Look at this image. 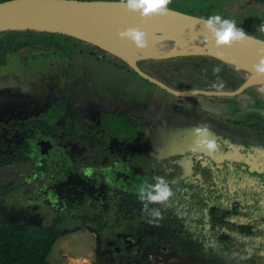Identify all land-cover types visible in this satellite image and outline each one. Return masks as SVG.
<instances>
[{
  "label": "flooded vegetation",
  "instance_id": "obj_1",
  "mask_svg": "<svg viewBox=\"0 0 264 264\" xmlns=\"http://www.w3.org/2000/svg\"><path fill=\"white\" fill-rule=\"evenodd\" d=\"M1 1H5V0H1ZM54 35H61V34H54ZM62 36L66 37L69 40L66 43L67 47H64L62 44L56 45L55 43H48V44L43 43L42 47L40 48V51L36 49L30 50L31 48H29L30 47L29 45L22 50L25 53H29V54L32 53L34 55L43 56V64L41 70L39 71L40 73L38 72V74L34 76L31 74L28 75L29 82H27L28 84L26 83L27 85H31L32 87H34V89H37L34 90L33 94H38V100L36 99L29 100L26 105L27 109H25L23 106L24 108L22 109L24 110L23 115L16 114V117L2 118L5 121L7 120V122L4 123H6L9 126H13L14 129H16L15 122H17V120L25 119L26 121H28V129L31 135L30 137H27L25 140V145L28 146L27 151H29L27 152V154L31 158L27 160V162L22 163L20 165L21 167L20 172L23 174L22 175L23 181L19 193V206H23L24 209L28 211L29 209L28 207H31V204L35 203L34 200H32V198L34 196H38L37 194L45 193L44 204L46 208L47 217H49V219L51 220L53 219V221L55 222H58V225L60 224L59 227L61 226L64 227L66 223L75 222L73 218L74 216L70 215L71 213L76 214V211L73 208L78 209V207L82 208L83 206L86 205H90V207L95 206L96 208H98L100 207V205L103 204H108L109 206L113 207L112 205H117L118 203L123 201L124 196L118 195L117 196L118 198H113L115 195H113L112 191L119 190L121 191L122 194H125L126 193L125 191L130 190L132 192H136L137 190L134 188L128 189L126 184L127 181L122 179V182H120V184H117L115 187L114 186L108 187L104 191L95 190L94 192L92 191L89 192L86 191L85 188L82 189V187L76 186L78 189H80L78 192L80 193V196H77L74 193L73 194L71 193L72 195L71 196L70 193H64L62 188L59 189V185H56L57 182L60 183L61 180L70 177L75 172L80 174L81 177H86V175L89 174L87 170L91 169L90 173L96 174L94 176L98 177L99 179L106 180L107 177H110L112 174L113 175L126 174L127 176H129L128 181L133 182L136 179H141L143 184L146 180L143 178L142 175H140V173L143 174L144 169H141V167H137L135 173H137L138 175L134 174L133 171L136 165H140L143 167L145 166L143 164V157L146 154L153 155L152 153H148L146 148L151 143L149 138H147L146 134L143 133L138 134L137 131V129L140 128L141 125H143V122L135 121L134 119L131 118L129 119L127 117V114L124 112L125 110H129V106L127 108L122 109L120 108L119 104L115 103L110 105L105 100H98V97L94 95H92L94 97L92 99L86 97H83L80 100L76 99V106H75V97L73 96V93L69 90V82H68L69 74L66 76V78L64 74L65 71L64 59H67L68 55L70 54V50L73 48V46L79 48V44L81 43H76L74 40L77 39H73L69 36H65V35ZM78 41L82 42L80 40ZM51 44L53 45L49 46ZM91 46L97 48L98 50L106 52L96 46L93 45ZM49 47L61 53L59 59L56 57V55H58L57 54L58 52L46 53V50ZM49 58H56V60ZM46 59L48 60L46 61ZM118 60L121 62L123 66L120 69L125 71V69L128 68L130 71H132L134 74H136L145 82H148L149 84L160 88L159 86L139 76L123 61H121L120 59ZM140 61H152V60L146 59ZM140 61L137 62L139 68H141L139 64ZM153 61H154L153 71L158 70L161 72V74H154L153 71L151 73H148L142 68L141 69L144 72L156 78L157 80L161 81L165 85L175 90H180V91L187 89L209 90L208 87L214 86L215 83L219 82L223 86H227L229 88L226 89V91H230L235 89L242 82V78L235 70L231 69L222 62L207 56H185V57L170 58L166 60H153ZM155 61H160V62L163 61V62L162 64H158L155 63ZM67 65L70 66V63H67ZM160 66L162 67V69L160 68ZM217 67L220 68V71L214 72V68ZM236 78L240 79L241 81L239 82V80ZM164 91L175 97L177 96V97L186 98L191 96L189 102L194 105L197 104L202 112H209V113H213V114L215 113L221 115L223 114L224 116L228 114L225 113L226 110L224 104L225 101L220 100L214 102V103H219V102L221 103V107L216 106V108L210 106L213 100L205 101L206 98H210V99L217 98L216 100H219L218 96H225V95L210 96L204 94H191L188 96H181V95H175L166 90ZM76 92L78 93V97H79V89L77 88V86H76ZM107 93H114V91L109 90L107 91ZM193 95L196 96L192 97ZM116 96L117 95H115V97ZM237 96L240 95L237 94L226 97L229 98L231 97V99L233 100L232 103H234L236 102L235 98H237ZM63 99L67 100V107L65 112L58 118L57 122H62L69 116L77 117L76 126L79 129H76V144H74L72 141L68 143L63 139H62L63 143L61 141H56V139H53V137L49 136L50 131L45 126L46 124H51L49 119L45 117V114L50 109H55ZM254 99L255 98H253V100ZM239 104L240 101L237 100V103L232 105V107L229 109L231 110V112L228 114L229 116L231 115H233L231 117L239 116L238 114L234 115L236 111L239 110ZM117 109L123 110V112L117 111ZM259 123L260 124L257 123L255 124L256 126L255 129L253 130V135H256L255 133L257 134L261 133L264 135V121ZM44 133H46V135ZM182 145L184 146V148L181 146H177L179 148L178 151L182 149L181 152H183L186 149L191 148L186 144H182ZM2 147H3L2 150H0L1 151L0 168L1 169L10 168L12 164L9 165L3 164L2 166L1 162L6 161L10 157V155L14 154L17 148L11 145L8 141ZM47 148L49 150L52 148L51 151L54 152L51 156V159L48 160L46 157H42L39 160H37L35 158L36 152L39 149H44L46 151H49ZM171 152L172 151L170 150L167 151V154H165V156L171 154ZM75 154H76V162L73 160L74 159L73 156ZM3 156L5 160L3 159L2 161ZM158 156H162V155L158 154ZM182 157L183 158L180 157L179 159L169 158L167 159V161L168 160L171 162L178 161L179 163H182L185 168V171L188 172L193 166V161L191 158L192 156L188 152H184V155ZM113 159L116 160V166L118 164H120V166L118 167L112 166L111 162ZM28 165H31V167L26 168L25 166ZM91 165H95L96 167H93ZM131 165H134L133 171L132 168H127V166L131 167ZM200 165L204 166L202 169L203 171L212 170L215 173V181L219 182L218 180L220 178L221 172L220 171L218 172L208 159L202 158V160H200L199 166ZM233 165H234L233 170H236L235 165L238 164H232V166ZM43 166H47V169L42 170ZM41 177L47 181V184L56 185L52 189V192L44 182L39 181ZM72 186L74 185H69V188H72ZM186 187H187L186 185L181 186L180 189L183 191L184 189H186ZM219 190L220 189H217L216 186L203 187L202 194L199 196L200 201H202L201 212H197L193 210L194 213L187 214L182 210L176 209L174 211L175 216L172 217V219H167L166 221L162 219L159 221L157 225L149 224L150 226H148V228L142 227V229L136 226V225L139 226V224H141V221H139L138 218H134L132 220H128V219L122 220L121 224H123L126 227V228L124 227L123 230L120 229L119 225L112 226V224L110 225L109 222H108L109 226L103 228L102 232L104 234H99L93 228L90 229L93 230L95 237H107V235L113 233L114 234L113 237H120V238L122 237L121 240L123 242L127 240V242H129L132 246L135 245L133 243V240H137L139 242L138 245L141 244L140 241L141 239L138 237H160V236L161 237H185V236L193 237L194 235L197 236L203 235L205 239L207 238L211 239L212 237L211 232L213 233V229L210 221V209L213 207L215 208L217 207L221 210L230 211L232 208V207L230 208L231 204L228 203L229 201L225 200L226 197H222L219 199L217 198L216 192H218ZM87 194L90 197L89 196L87 197ZM185 196H187V194H185ZM71 201L74 202V204L72 205L70 211L69 204ZM179 201L180 198H177V200L174 201V204L178 206ZM226 203H228V206H225ZM51 210L53 211V216ZM234 210L235 212L230 214L229 216L230 218L248 216L249 223L254 222L255 219H257L258 215L261 219H264L263 217L264 210L260 213L250 212L247 206L243 211H239L237 208ZM176 216L180 219V222L183 225L187 224L188 221L190 225L201 226L200 231L198 232H195L194 230L191 231L190 230L191 227H187L188 224L185 227L180 225V222L177 223V220L174 219L176 218ZM181 216H185V219H183L182 217L181 220L180 218ZM12 219H13L12 217L5 216V220H12ZM180 226H182L183 230L181 233H177L178 229H180L179 228ZM258 227L261 230H264V220H262L261 223H259ZM166 228L169 229L171 232H168ZM79 229L81 230L82 228H77V229L70 228L69 230L62 231V233L78 231ZM160 229L163 230L165 234L163 235L152 234L153 230H155L157 233V231ZM105 230L108 231L105 233ZM164 235H168V236H164ZM247 237H252L250 241L253 242L254 240L253 238L264 237V234L257 236H247ZM175 240L176 239H173L171 243L165 242L164 240L159 241V243H157L156 245V248L152 251H148L142 247L140 253L144 251V257H146V255H152L155 258V261H158L160 260V258L158 257V250L160 247H164L165 249H169L170 253L175 257H177V260H170L168 264H172L173 262L171 261H177L180 262L181 264H189L190 259L188 255L179 251L178 246H176L173 243V241ZM124 245L126 247L127 244ZM204 250L206 251V249ZM260 252L261 254L264 255V250H261ZM221 257L222 255L219 254V258ZM134 258L137 260L139 258V255H137V257ZM262 258L264 262V256H262ZM218 264H232V262L229 260L223 263L221 260H218Z\"/></svg>",
  "mask_w": 264,
  "mask_h": 264
},
{
  "label": "rangeland",
  "instance_id": "obj_2",
  "mask_svg": "<svg viewBox=\"0 0 264 264\" xmlns=\"http://www.w3.org/2000/svg\"><path fill=\"white\" fill-rule=\"evenodd\" d=\"M169 9L202 19L218 14L224 19L234 20L237 27L243 29L248 35L264 40V31H261V28L264 27V0H172ZM74 41L81 44H79V48L73 46L67 59H64V74L65 78L69 74V90L75 97V106L76 99L80 100L83 97L92 99L94 98L92 95L97 96L98 100L107 101L110 105L119 104L122 109L129 106V110L124 112L129 119L143 122V125L137 129L138 134H146L151 142L146 147L147 152L155 156L167 153L169 150L176 152L179 150L177 146L184 148L182 144L193 146L194 137L191 129L196 126L206 125L212 134L210 138L215 139L219 145L218 151L212 155H209L206 151H201L202 153H207L209 159L227 161L230 164H238L236 168L248 167L257 173H264V143L257 142L253 135L255 124L263 122L261 121L263 116L253 109L247 111L245 108L257 107L254 104L261 97L254 89L248 88L245 90L242 95L235 98L236 102L234 103H232L231 97L226 96H218L219 100H216L217 98H206L205 101L213 100L210 106L214 108L216 106L221 107L220 102H214L225 101V113L228 114L231 112L229 109L232 105L239 100V116L231 117L233 115L229 116L226 114L224 116L223 114L202 112L197 104L194 105L189 102L191 96L186 98L175 97L145 82L128 68L125 71L120 69L123 66L116 57L84 42ZM32 49L40 51V47H31L30 50ZM56 52H58L56 57L59 59V56H61L59 51L53 50L51 47L46 50V53ZM67 63H70V66ZM155 63L161 64L160 61H155ZM139 64L146 72L151 73L153 71V60L140 61ZM160 68L162 69L161 66ZM153 73L161 74L158 70L153 71ZM220 85L217 82L214 86L208 87V89H229L227 86L220 87ZM76 86L79 89V97L76 92ZM109 90L114 91V93H107ZM115 95L117 96L115 97ZM195 96L193 95L192 97ZM253 98L255 99L253 100ZM117 111L123 112V110L118 109ZM0 120L3 121L2 118ZM234 130L235 132H232ZM230 132L233 135H228ZM227 139L230 140L228 146L225 144ZM51 150L52 148L49 151L39 149L35 154V158L39 160L42 157H46L50 160L54 153ZM207 154L205 155L206 159H208ZM174 157L176 159L180 158L177 154ZM176 162L178 163V161ZM25 167L29 168L31 165ZM74 174L61 180L60 183H56V185H59V189H63L64 193H70V195L74 193L80 196V193H78L80 189L77 188L79 186L89 192H94L95 190L104 191L108 187H115L120 184L122 179L127 181L128 189L134 188L138 190L142 185L141 179H136L133 182L128 181L129 176L126 174H112L106 180L99 179L94 176L96 174L91 173L87 174L86 177H81L76 172ZM39 181L44 182L51 192L56 186L55 184H47V181L42 177ZM69 185L74 186L69 188ZM33 216L28 215L29 219H26L25 215L23 217L29 223L31 219L35 220ZM69 224L71 223H66V225ZM32 228L38 230L37 226L32 225ZM62 234L58 237L48 255L50 264H121L124 255L132 256V258L137 257L135 250L140 248L142 244L138 245L139 242L133 240L135 244L134 250L125 249L121 238L113 237L114 234L111 233L104 237L108 240L107 244L113 239L114 246L111 249L109 248L111 245L107 247L101 244V238L95 237L93 230L90 228H82L78 231ZM116 247H119V252L114 251ZM158 257L160 260L155 261L152 255H146V264H168L170 260H177V257L164 247L159 248ZM127 264L137 263L131 262Z\"/></svg>",
  "mask_w": 264,
  "mask_h": 264
},
{
  "label": "trees",
  "instance_id": "obj_3",
  "mask_svg": "<svg viewBox=\"0 0 264 264\" xmlns=\"http://www.w3.org/2000/svg\"><path fill=\"white\" fill-rule=\"evenodd\" d=\"M238 80L239 82L241 81L240 79ZM66 107L67 100L63 99L55 109H50L45 114V117L49 119L51 124H46L45 126L50 131L49 136L56 139V141L63 143V139L68 143L72 141L76 144V129H79L76 126L77 117L69 116L64 121L57 122L58 118L65 112ZM15 123L16 129L0 121V150H2V146L7 141L17 148L14 154L10 155L7 159L8 161L1 162L2 166L3 164H12L11 167L0 168V264H50L48 255L61 235L62 230L93 228L99 234H104L102 231L104 227L109 226L108 222L112 226L119 225L120 229L123 230L125 226L121 224V221L125 219L132 220L134 218H138L141 221L139 226L136 225L137 227L142 229V227L148 228L150 226L148 220L152 219V217L145 211L138 192L130 190L125 191V194H122L119 190L112 191L113 195H115L113 198H118V195L124 196L123 201L117 205H112L113 207L103 204L98 208L95 206L90 207V205L83 206L82 208L78 207V209L73 208L76 214L71 213L70 215L74 216L75 222L65 225L66 227H59L60 224L58 225V222L47 217L44 204L45 193L37 194L38 196L32 198L35 203H32L31 207H28V211L23 206H19V193L23 181L20 165L31 158L27 154L29 152L27 151L28 146L25 145L26 138L31 135L28 129V121L23 119L17 120ZM44 134L46 135V133ZM182 156L180 157L183 158ZM73 158L76 162V154ZM158 158L146 154L143 157L144 167L136 165L134 171V165H131V167L127 166V168H132L133 173L136 175H138L135 173L137 167L144 169V173H140V175L143 176L147 184H154L153 177L156 176H163L169 182L173 195L163 204L148 205L150 209L159 208L162 213V219L165 221L172 219L175 216L174 211L176 209L182 210L187 214L194 213L193 210L201 212L202 201H200L199 196L202 194L204 186H216L217 189H220L216 192L217 198L226 197L225 200L229 201L228 203L231 204L230 208H232L230 211L221 210L217 207L210 209V221L213 229L211 239H205L203 235H201L202 237L197 235L193 237H138L141 239L142 244L137 249L141 250L143 247L148 251H152L156 248L159 241L164 240L171 243L173 239H176L173 243L178 246L180 252L188 255L190 259L189 264H218V260H221L223 263L230 260L232 264L264 263L262 258L264 255L260 252L264 250V237L253 238V242L250 241L252 237H247L264 234V230L258 227L259 223L264 219H261L258 215L254 222L249 223L248 216L229 217L230 214L235 212L234 209L236 208L239 211H243L247 206L250 212L258 213L264 210V174L250 169L236 168V170H233V167L225 168L223 166L224 168L221 169V166H218L220 167L218 168L213 165L218 172H221L219 182H216L215 173L212 170L203 171L204 166H199L200 161H197L193 157H191L193 166L191 169L190 166V170L185 172L186 176H181V169L178 165H181L185 171L182 163L167 161L169 158H175L174 156L162 159ZM3 159L4 156L2 157V161ZM111 165L114 167L120 166V164L116 166L115 159L112 160ZM91 166L96 167L95 165ZM237 166L235 165V167ZM46 169L47 166H43L42 170ZM185 185L187 187L182 191L180 187ZM177 198H180L178 206L174 204ZM228 203L225 206H228ZM73 204L74 202L72 201L69 204L70 211ZM51 212L53 216V211L51 210ZM27 214L34 215L35 220L31 219L27 223L26 219H29ZM22 215H25L26 219ZM5 216L12 217L13 219L5 220ZM185 216H181V220L182 217L185 219ZM174 219L177 220V223L180 222L177 216ZM187 224L183 225L180 222V225L184 227H191V231H200L201 226L190 225L188 221ZM32 225L37 226L38 230L33 229ZM182 226L179 227L181 230L178 229L177 233L182 232ZM166 230L171 232L167 228ZM152 234L163 235L165 232L160 229L156 233L153 230ZM100 238L101 244L107 246V240L104 237ZM109 248L112 249V247ZM219 254L222 255L221 258H219ZM137 260L134 257L132 258V256L124 255L121 264L131 262L145 264V259L139 257Z\"/></svg>",
  "mask_w": 264,
  "mask_h": 264
},
{
  "label": "water",
  "instance_id": "obj_4",
  "mask_svg": "<svg viewBox=\"0 0 264 264\" xmlns=\"http://www.w3.org/2000/svg\"><path fill=\"white\" fill-rule=\"evenodd\" d=\"M201 19L173 9H169L165 15L142 19L138 13L125 10L119 0H5L0 2V33L36 31L69 36L110 53L127 64L139 76L175 95L233 96L242 95L248 88L254 89L256 84L264 80V74H257L252 70V65L258 62L257 51L264 49V40L247 34V38L242 42L234 43L231 47L217 48L211 33L205 31L199 23ZM127 28H138L146 34L147 46L144 49H138L130 41L118 37L117 33ZM185 56L214 58L235 70L242 78V82L230 91L201 89L180 91L165 85L137 65L140 60H166ZM229 60H240L245 63L249 69L248 75L242 76L228 64ZM254 105L257 107L245 108L247 111L253 109L257 113H261L263 116L261 121H264V100L260 98ZM3 122H7V120H3ZM181 150L172 151L169 155L182 156L184 152H188L197 161L202 158L206 159L207 153L199 151L193 154L190 148L183 152ZM165 154L167 153L155 157L162 159L169 156H165ZM208 160L217 167L221 166V169L224 167L234 168L227 161H214L209 158ZM178 166L181 169V176H186L183 167ZM87 196L89 195L87 194ZM107 231L105 230V233ZM123 243L127 244V247L124 246L125 249L134 250L135 245L132 246L127 240ZM109 245L113 247L114 242L110 240L107 246ZM114 250L120 251L119 247ZM135 251V254L139 255L141 259H145L146 264L147 259L144 257V251L142 254L140 249L136 248ZM171 262H173L172 264H181L177 261Z\"/></svg>",
  "mask_w": 264,
  "mask_h": 264
},
{
  "label": "clouds",
  "instance_id": "obj_5",
  "mask_svg": "<svg viewBox=\"0 0 264 264\" xmlns=\"http://www.w3.org/2000/svg\"><path fill=\"white\" fill-rule=\"evenodd\" d=\"M120 5L125 10L138 13L142 19H149L156 15H165L169 11L172 0H119ZM202 28L211 33L215 41V46L231 47L234 43L242 42L247 38V33L237 27L232 19H224L218 14L208 16L199 21ZM264 31V27L261 28ZM118 37L130 41L136 48L144 49L147 46L146 34L138 28H127L117 33ZM258 62L252 65V70L257 74H264V49L257 51ZM220 68H214V72H219ZM220 87H223L221 84ZM193 146L190 151L196 154L199 151H206L209 155L214 154L219 149L215 139L210 138L211 132L206 125L196 126L191 129ZM90 174L91 169L87 170ZM154 184H142L139 188V199L143 202L145 211L152 219L149 224L157 225L163 218L159 208H149V204H163L172 195L170 184L163 176L153 177Z\"/></svg>",
  "mask_w": 264,
  "mask_h": 264
},
{
  "label": "crops",
  "instance_id": "obj_6",
  "mask_svg": "<svg viewBox=\"0 0 264 264\" xmlns=\"http://www.w3.org/2000/svg\"><path fill=\"white\" fill-rule=\"evenodd\" d=\"M67 41L69 40L62 35L45 32L8 31L0 33V118H12L16 117V114L23 115L24 110L22 109H27L28 101L31 99L38 100V94H33L34 90L37 89L27 85V82H29L28 75H37L41 70L43 56L25 53L22 50L28 45L29 48H41L43 43L62 44L67 47ZM49 59L56 60V58ZM236 113L239 115V110ZM232 132H235V130ZM232 132L228 135H233ZM255 134V140L264 143V135L261 133ZM229 141V139L225 140L227 146ZM237 150L239 149L237 148Z\"/></svg>",
  "mask_w": 264,
  "mask_h": 264
},
{
  "label": "bare ground",
  "instance_id": "obj_7",
  "mask_svg": "<svg viewBox=\"0 0 264 264\" xmlns=\"http://www.w3.org/2000/svg\"><path fill=\"white\" fill-rule=\"evenodd\" d=\"M228 64L235 68L242 76H247L249 73L248 67L245 66V63L241 62L240 60H229ZM254 90L258 93V95L264 100V80L256 84L254 86Z\"/></svg>",
  "mask_w": 264,
  "mask_h": 264
}]
</instances>
